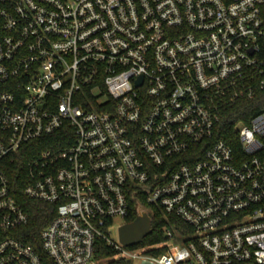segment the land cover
<instances>
[{
  "label": "built area",
  "instance_id": "1",
  "mask_svg": "<svg viewBox=\"0 0 264 264\" xmlns=\"http://www.w3.org/2000/svg\"><path fill=\"white\" fill-rule=\"evenodd\" d=\"M260 93L264 0H0V264H264V110L215 138Z\"/></svg>",
  "mask_w": 264,
  "mask_h": 264
},
{
  "label": "trees",
  "instance_id": "2",
  "mask_svg": "<svg viewBox=\"0 0 264 264\" xmlns=\"http://www.w3.org/2000/svg\"><path fill=\"white\" fill-rule=\"evenodd\" d=\"M264 110V93H260L256 99L247 102L243 105H237L235 108L231 109V111L226 112L219 125L216 133V139L223 140L232 144L233 146H237V135L233 131L232 124L236 121H247L253 114L258 113ZM237 150V149H235ZM24 162V159L21 160V163ZM21 163H16V165L12 166L10 169L14 171L15 169L20 170ZM23 164V163H22ZM13 174V173H12ZM12 178L14 176H11ZM23 206L29 216V223L25 226L18 234V238L30 245L39 246L37 242L38 237L40 236V231L52 220L54 216L53 208L47 204L38 203L35 201L24 199ZM135 219V215L131 214L130 217L127 218V222L130 223ZM154 219L153 222V232L146 239H144V245H150L163 240V235L159 231V225ZM178 226L183 227L181 223L177 224ZM95 261L96 264H129L115 256V252L105 244L103 241H98L95 248Z\"/></svg>",
  "mask_w": 264,
  "mask_h": 264
},
{
  "label": "water",
  "instance_id": "3",
  "mask_svg": "<svg viewBox=\"0 0 264 264\" xmlns=\"http://www.w3.org/2000/svg\"><path fill=\"white\" fill-rule=\"evenodd\" d=\"M150 233L151 219L146 212H142L132 222L124 224L118 229V238L123 246L131 247L142 244Z\"/></svg>",
  "mask_w": 264,
  "mask_h": 264
},
{
  "label": "rangeland",
  "instance_id": "4",
  "mask_svg": "<svg viewBox=\"0 0 264 264\" xmlns=\"http://www.w3.org/2000/svg\"><path fill=\"white\" fill-rule=\"evenodd\" d=\"M115 223H116V226L118 227L119 225L123 224L124 222L121 219L116 218ZM116 233H117V229H114V233L111 235V237L113 239H116Z\"/></svg>",
  "mask_w": 264,
  "mask_h": 264
}]
</instances>
